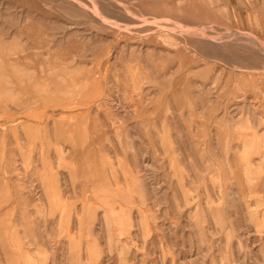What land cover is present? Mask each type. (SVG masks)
I'll return each mask as SVG.
<instances>
[{"label":"rangeland","instance_id":"obj_1","mask_svg":"<svg viewBox=\"0 0 264 264\" xmlns=\"http://www.w3.org/2000/svg\"><path fill=\"white\" fill-rule=\"evenodd\" d=\"M232 5L0 0V264H264V8Z\"/></svg>","mask_w":264,"mask_h":264},{"label":"crops","instance_id":"obj_2","mask_svg":"<svg viewBox=\"0 0 264 264\" xmlns=\"http://www.w3.org/2000/svg\"><path fill=\"white\" fill-rule=\"evenodd\" d=\"M240 5L232 7H237L241 10V16L242 18L245 19H250L251 17H263L260 13H256V8L257 7H262L264 8V0H236ZM232 2V1H230ZM236 8V9H237Z\"/></svg>","mask_w":264,"mask_h":264}]
</instances>
